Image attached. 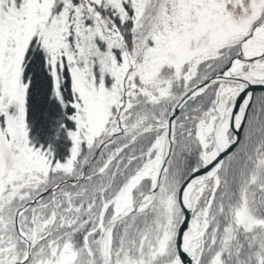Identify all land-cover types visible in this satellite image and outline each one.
I'll list each match as a JSON object with an SVG mask.
<instances>
[{
    "label": "snow or ice",
    "instance_id": "1",
    "mask_svg": "<svg viewBox=\"0 0 264 264\" xmlns=\"http://www.w3.org/2000/svg\"><path fill=\"white\" fill-rule=\"evenodd\" d=\"M0 264H264V0H0Z\"/></svg>",
    "mask_w": 264,
    "mask_h": 264
}]
</instances>
